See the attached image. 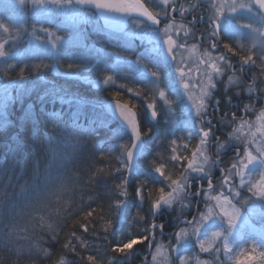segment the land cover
Instances as JSON below:
<instances>
[{"label": "trees", "instance_id": "1", "mask_svg": "<svg viewBox=\"0 0 264 264\" xmlns=\"http://www.w3.org/2000/svg\"><path fill=\"white\" fill-rule=\"evenodd\" d=\"M29 11L26 8L25 13ZM21 23L26 24L21 19L18 30L22 27ZM0 32L4 34V41L12 39L14 35L16 38L14 23L0 20ZM4 41L7 45V41ZM5 52L0 57V264H59L62 258L67 260L66 264H79V257L66 253L62 247L63 243L72 239L70 233L73 231V220L69 216L80 212L82 208L97 205L110 213L111 231L103 233L98 230L95 234L90 232L82 235L91 245L92 254L100 255L102 260L115 255L106 249L124 243V236L129 235L132 238L152 234L150 252L149 242H146L144 245L135 246L129 254L116 257L112 264H152L151 252L155 246L165 248L169 257L165 264H178L170 246H182L181 255L193 258L192 264H237L242 256L224 253L220 240L208 238L207 234L214 231L213 226H204L203 232L195 235L193 229L196 225H189L188 221L197 220L205 213L204 208L210 206L209 202H203L201 198L198 203L196 195L200 192V196L205 197L203 193L208 186L206 177L215 178L213 184L216 192L213 195L221 192L228 194L227 187L220 186L223 177H220L211 157L219 160L224 172L232 169L244 146L239 141L230 139V134L235 123L239 127L241 119L247 120L255 114L253 110L246 111V106L252 109L251 106L254 105L256 111L264 109V89L258 90L257 97L249 95L248 85H244V77H239V73L235 75L224 71L223 74L230 75L227 82L216 76L213 79L214 85L222 88V95L217 98L220 92L211 88L213 92L205 97V110L199 115L188 111L185 97H181L179 101L176 99L174 103L168 102L169 112H177L174 119H192L193 124L196 121L198 130L193 133L192 140L185 143L186 146L173 145L178 146L176 149L180 159L167 162L172 149L166 154V158L157 156L156 152L161 139H167V135L161 134V129L150 132L148 127V115L153 111L149 110L148 104L154 100V96L147 85L143 86L127 75L128 70L132 71L131 65L114 69L119 70L122 74L119 76L131 85L134 94L132 91L128 94L117 89L122 83L116 84L114 80L115 86H100L97 85L99 82L91 79L81 81L77 79L80 75L74 70L75 67L69 68L66 62L57 64V68L53 70L52 66L39 63L33 57H14L13 50ZM111 64L114 65L113 62ZM102 76L109 78L104 70ZM114 97L134 106L149 152L148 156L141 158L136 173L129 178L125 172L124 161L128 138L125 135L118 136L121 132L115 123L96 107L99 103L113 100ZM66 99L88 107L78 110L68 105ZM215 100L219 103L210 115L209 111ZM217 110L220 112H216ZM209 117L212 123H208ZM155 124L161 125L159 121ZM18 129L21 130L20 142L26 145L25 152H20L9 140L11 133ZM202 131L210 133L203 145ZM211 143L213 151L210 153ZM198 145L203 151V155L197 157L198 164L203 169L205 161L209 168L203 169V172L188 169L184 159L191 158L192 150ZM22 154L23 159L18 160L17 157ZM153 156L164 159L162 165L169 175L181 177L180 190L173 192V202L170 205L161 204L157 209L151 207L149 190L164 189L171 192L172 189L154 169L150 171V158ZM40 161L45 163L44 169L33 171L35 163ZM98 169H104L105 172L98 173ZM142 170L144 172L140 176ZM150 180L153 183L150 184ZM248 180L255 179L245 178L246 183ZM122 182L129 192L127 197L119 195L117 185ZM142 182L144 197L140 199L135 196V190L141 187ZM235 183L237 189H242L250 196L246 190L247 184L240 187L238 179ZM200 186L204 188L202 191ZM124 199L128 201V206L120 220L116 202ZM257 202L248 203L250 207H257L251 211V224L264 229V201H259V205H256ZM153 226V233H149L147 230ZM52 228L58 233L56 240L52 239ZM181 229L185 230L188 237L177 241L175 233ZM76 231L80 234L78 228ZM199 241H203L206 247L210 244V252H201ZM244 241L241 239L236 242V252L241 248L242 254H251L252 247ZM217 245L220 250L216 252ZM41 247L52 254L51 260L45 259ZM257 252L260 250L257 249Z\"/></svg>", "mask_w": 264, "mask_h": 264}, {"label": "rangeland", "instance_id": "2", "mask_svg": "<svg viewBox=\"0 0 264 264\" xmlns=\"http://www.w3.org/2000/svg\"><path fill=\"white\" fill-rule=\"evenodd\" d=\"M27 7H30L33 11L31 13L32 17L23 15ZM242 11L245 10H239L233 15L225 14L220 19L219 30L221 31V35L226 41L230 43V46L233 47L234 51H238L241 54H247L248 48H251L254 44L255 47L253 50L264 55V37L259 35V31L264 29V19L262 20L261 17L254 11ZM21 16L32 19L31 25H25V23H22V28H20L15 33L16 38L14 35L12 39H6L7 45L3 43L4 39H2V37H4V34L0 32V44L4 45V52L13 50L14 57H33L39 63L52 66L53 70L57 68V64L66 62L68 67H75L74 70L78 72V75H80L77 79L85 82L91 79L94 80V82H99L97 85L100 86H115V83H113L114 81L116 84L122 83L119 85L118 89H122L128 94H130V91H132L130 85L126 80L124 81V79L119 76L122 75L118 72L119 70L116 71L114 68L124 66L129 67L131 63H133V66L131 65L133 73L128 70L127 75L131 76L132 80L134 79L144 85L151 87L155 95L153 97L154 100L151 103L154 105L153 111L156 112V119H159L161 115H165V117L170 115L169 104L165 103L164 101L167 100L169 102L171 98H174L173 93H176V96L178 97L172 99L171 103H174L176 99L179 101L183 95L184 97H187L186 105L189 107L188 111L191 114L197 113L193 107V102L199 96L200 88L203 83L202 78L203 80H207L206 77H204L205 73L202 72V75L199 77L196 84L193 79V75H188V77L185 76L182 78L179 76L178 71L176 70V72H171L173 78L171 80L172 84H170V82H164L158 77L157 70H154L157 72L155 74L153 72V68L148 67L147 65H142L140 61H133L130 57L120 54L121 52L116 48L119 44L114 36L108 33H103L99 34V36H96L94 41V39L91 38V34L85 33L83 31V24L84 21L87 19L89 20V18L78 10L73 0H61V3L59 4L51 3L50 0H43V3H38L37 0H0V20L8 22L9 24L14 23V29L16 30L19 28L18 25L19 21L21 20ZM243 23L251 25L257 30V33L253 32L251 28L242 27L241 24ZM1 30H3L2 27ZM93 31L97 32L98 28H94ZM145 37L146 38L137 37L135 38L134 42L138 43L139 45H142L144 42H149L153 46L152 52L154 53L155 48L158 45V40H160V38H158L159 35L155 36L154 34H151L150 37ZM128 40L120 39L119 42L123 45L131 47V44L127 42ZM234 44L235 46H239L235 47ZM240 53L237 54L239 60ZM215 57H217V54H215ZM112 62L114 64L113 66L111 64ZM149 66L151 65L149 64ZM246 66L248 68L249 76L253 79V81H256L255 85L261 89H264V78H260V76H264V68L259 67V71L257 72L259 75L257 76L254 71V65L250 64ZM103 70L104 73L109 76V78H103ZM182 71L187 74L190 70ZM185 79L189 80V82H187ZM182 80L183 82L190 84L189 89L186 90L183 88ZM215 83H217V81ZM253 89L250 91V94L255 92V89ZM160 92H164V100L160 99ZM211 92H213L212 89L209 90L208 94ZM132 93L134 94L135 92L132 91ZM189 96H192L193 99L190 100ZM66 103L70 106H74L78 110H84L88 107L79 105L75 103V101L69 99H66ZM205 104L206 102L204 101V110ZM260 111L261 110L253 111L255 113L253 114V117L247 119L256 122L257 127H259V122L256 121V116ZM162 124L169 126L174 125L170 127L169 131L171 136L176 140L178 139V136L183 135L184 137H190L191 135L190 126L187 129L186 125L175 123L173 117L166 118ZM244 133H248L247 127L244 129ZM253 153L255 154V150ZM238 154V158L240 159V153ZM205 168L207 170L209 169L207 162L204 161L203 169ZM143 172L144 171L142 170L140 176H142ZM262 174H264V161H262L260 157H257V159L246 168L244 178L257 179ZM247 175H249V177ZM226 192L228 193V198L232 199L233 205L239 209L240 214L236 220V224L230 229L223 217L214 215L201 226L199 233L203 232L204 226H213V232H220L222 234V238L220 239L222 244L223 237L227 238L229 247L231 249L229 253H236L238 257L242 256V249L238 248L236 252L235 246L236 242L241 239L245 240L244 243H249L250 247L255 246L256 249L263 251L264 229H260L251 224V211L257 209V207H250L248 203L253 201L255 204V201H258L256 205H259V201H264V199H257L255 197L248 196L245 191L237 188L236 192L238 195L236 196H231V194L228 192V188ZM199 197L203 199V202H209L205 197L202 198L200 195ZM198 203L200 202L198 201ZM239 204L244 205V207L240 206ZM199 205L200 204H198V206ZM214 205L215 201H212L210 206L214 207ZM207 208L208 207L204 208L205 212L207 211ZM216 211L218 212L219 210L216 209ZM228 211H232L231 206H228ZM207 236L210 238V240H212L210 233H208ZM181 247L182 246L176 247L174 252L176 259L178 260V264L181 257L184 258L185 264H192L194 259L190 256L188 257L181 255ZM157 248H159L158 252ZM152 250L151 257L156 255V261L151 259L152 264H165L166 258L169 260L164 247L155 246Z\"/></svg>", "mask_w": 264, "mask_h": 264}, {"label": "snow or ice", "instance_id": "3", "mask_svg": "<svg viewBox=\"0 0 264 264\" xmlns=\"http://www.w3.org/2000/svg\"><path fill=\"white\" fill-rule=\"evenodd\" d=\"M38 3H43V0H37ZM51 3L59 4L61 0H50ZM77 3H89L95 5L97 8H107L114 10L116 12H127V13H138L141 16L145 17L149 20L152 24L160 23L158 17L159 13H154L148 10L141 0H127L124 3H109L106 0H77ZM162 3L167 6H171L172 0H162ZM197 5V4H196ZM196 5L192 6V9L196 8ZM183 8V5H180ZM167 8L165 12H167ZM176 7H171V11L175 12ZM206 10L210 11L211 14L208 15V28L212 37L218 39L220 36L218 34L219 29V21L225 15H233L237 13L239 10L245 11H254L258 10L260 14H264V0H209V7ZM240 23V22H238ZM173 24H169L165 29L162 31L165 32L167 38L164 40V44L167 46L169 54L171 55L175 50L176 40L172 38L170 35V29L173 28ZM242 27L251 28L253 32L257 33V30L253 28L251 25L243 23L241 24ZM186 36L188 35L187 32L184 33ZM259 35L264 37V29L259 31ZM245 45V44H244ZM246 46V45H245ZM214 47V45H213ZM254 44L251 48H248L247 54H241L238 51H234L233 47L230 46L228 43L223 45V48L226 50L227 53H231L232 55L236 56L240 53V61L243 65H254L257 67L264 68V55L257 53L253 50ZM4 45L0 44V57L5 55L3 51ZM239 49V48H238ZM225 58L221 57H214L211 53L205 51L203 57L197 61L198 68L197 71L203 72L207 74V80L203 81L200 93L198 98L193 102V107L196 110L197 114L201 113L204 110V97L208 95L209 89L214 87L212 76L213 74L219 75L223 71L222 61ZM178 74L180 77H185L186 73L179 68L177 69ZM182 86L186 90L189 89L190 84L183 82ZM249 91H252L250 88ZM160 99L164 100V92L159 93ZM117 100V108L120 111V115L122 119L128 124V126L132 129L133 136L136 140L140 139V130L136 127V113L132 110L134 106H130L128 102H120L119 97H114ZM189 99L192 100L193 97L189 96ZM168 103L167 100L164 101ZM149 110L154 108L152 103L148 104ZM246 111H252L251 108L246 106ZM153 117L156 116V112L152 111ZM235 121V117H233ZM256 121L259 122V127H257L256 122L241 119L239 121V127H237V123L233 127L232 133L230 134V139H235L243 144V151L240 154V159L237 162H234L232 165L231 170L225 171L223 176V183L220 185L221 187H227L228 192L231 196H236L238 193L236 192V183L235 181L238 179L239 186L244 187L245 184L248 185L247 191L248 194L252 197L257 199H264V174L260 175L259 178L255 180H248L247 183L245 182V170L246 168L253 163L260 157L262 161H264V110H261L259 114L256 116ZM247 127L248 133L244 134V129ZM255 129V130H254ZM210 133L208 131L201 132V145L207 142V138L209 137ZM171 146L175 145V141L170 142ZM253 147H255V154L253 153ZM127 155L129 158L132 156V152L129 150L127 151ZM203 151L201 146H195L194 150H192V156L184 157L187 161L188 169L192 171H202V168L198 164V156H202ZM171 160L176 161L179 160L180 157L177 155L176 147H172V154L170 157ZM154 171L161 175L167 182L168 187L172 189L171 192L165 191L164 189H150L149 190V199L151 202V207L153 209L159 208L161 204H171L173 202V192H178L180 190V182L181 177L176 176L173 177L169 175L166 171L165 167L162 164H153L152 165ZM119 170V169H117ZM98 173H104V169H98ZM222 171H224L222 169ZM117 189L119 195L121 197H127L129 192L125 186V183H120L117 185ZM216 192V186L209 181L207 186V191L203 194L205 198L211 204L212 201H215V205L210 206L207 208L205 213H202L201 216L194 221H188V224L191 225L195 223V228L193 232L197 235L201 229V226L207 222L212 216L218 215L223 217L228 227L231 229L235 224L236 220L239 217V209L235 207L232 203V199L228 198V195L221 192L219 194L213 195L210 193ZM135 196L137 198L143 199L144 192H143V182L141 183V187H138L135 190ZM123 201L116 202V206L118 207ZM228 206L232 207V211H228ZM216 209L219 211L217 212ZM70 219L73 220V231L70 233L72 239L68 240L67 242L63 243L62 247L66 251V253H71L72 256L79 257V264H112V260L116 257H122L129 254L135 246L137 245H144L146 242L148 243L151 238L149 235H140L139 237H132L127 242L121 243L118 246H111L106 249L107 252L115 254L111 257L108 256L107 259H101L100 255L92 254V247L86 239H83L82 234H88L92 232L93 234L97 233L98 230L103 231V233H108L111 231L112 224L110 219V213L105 211L101 206L97 205L96 207L81 209L80 212L74 213L69 216ZM143 219V217H139ZM79 229V233H77L76 229ZM155 226L147 231L149 233H153ZM51 236L53 240L58 239V233L55 231L54 228L51 229ZM213 240H220L222 238V234L220 232H213L211 233ZM175 237L177 241L184 240L188 237V234L185 232L184 229H181L180 232L175 233ZM106 238V237H105ZM199 247L201 252L208 253L211 250V245L205 246L203 241H199ZM42 248V247H41ZM170 250L172 253L175 252V248L170 246ZM219 245H217L216 252L219 251ZM159 248H157V252ZM223 251L224 253H229L231 251L227 238L223 237ZM99 252V250H97ZM42 254L46 260L52 259V254L49 253L46 249L42 248ZM152 260L156 261V255L152 256ZM66 259H60L59 264H66ZM264 264V252H257L255 246L252 247L251 254H242V258L237 260V264ZM179 264H185V260L183 257L180 258Z\"/></svg>", "mask_w": 264, "mask_h": 264}, {"label": "flooded vegetation", "instance_id": "4", "mask_svg": "<svg viewBox=\"0 0 264 264\" xmlns=\"http://www.w3.org/2000/svg\"><path fill=\"white\" fill-rule=\"evenodd\" d=\"M144 6L154 12L159 13L158 24H152L145 17L138 13H130L129 17L126 19L125 25L120 28L115 27V22L119 21L126 12H116L107 8H97L93 7L92 4L89 5H78L79 8L84 12V14H89L92 17V22H90L88 30L93 33L94 28L104 27L107 31L112 34H119L122 37H131L132 35H142L151 32V30H156L157 33H164L162 29H165L169 24H173V28L170 29V35L174 40H176L175 50L176 52L179 48L189 49L188 57L183 58V64L192 66L195 69L194 76L197 78L198 75V64L197 61L203 57L205 51L211 53H217L221 51L226 54V50L223 48L225 43H230L224 39L221 35V31L218 30L219 38L216 39L211 36L208 28V15L211 14L210 11L206 10L209 7V0H172L171 6L164 5L162 0H141ZM197 4V5H196ZM183 5V8L180 7ZM196 5L195 9L191 7ZM171 7H176L175 12L171 11ZM168 9L165 12V9ZM109 15V24L105 19ZM113 22L112 25H110ZM137 24H135V23ZM187 32L186 36L184 33ZM167 38L165 34L164 40ZM163 46H166L164 44ZM214 45V47H213ZM213 56V55H212ZM142 57V56H141ZM144 58V57H142ZM145 59V58H144ZM170 63H177V58H169ZM235 65H241L238 61Z\"/></svg>", "mask_w": 264, "mask_h": 264}, {"label": "bare ground", "instance_id": "5", "mask_svg": "<svg viewBox=\"0 0 264 264\" xmlns=\"http://www.w3.org/2000/svg\"><path fill=\"white\" fill-rule=\"evenodd\" d=\"M230 56H231V59L233 60V62H238L239 61V58H238V56L236 55V56H234V55H232L231 53H230ZM118 136H120V137H122L121 135H118ZM20 138H21V130H15V131H13L12 133H11V136H10V138H9V140L11 141V143H13V144H15V146L17 147V149L20 151V152H25V151H27L26 150V148H25V146L26 145H24V144H22L21 142H20ZM171 141H168L167 139H165V138H162L161 139V142L158 144V150H157V148H156V152H157V156L158 155H162L163 157L165 156V158H166V154L169 152V150L170 149H172V147L173 146H171V143H170ZM132 148V144H128L127 145V147L125 148V153H124V161H125V172H127V169H128V167H129V163H128V161H127V151H129L130 149ZM156 152H155V154H156ZM23 154L22 155H19V157H17V159L18 160H22L23 158ZM171 157V156H170ZM170 157L167 159V162H169V161H171V159H170ZM163 158L162 159H157V157H155L154 158V156L153 157H151L150 158V171L151 170H153V167H152V165L153 164H162L163 163ZM51 165V164H50ZM44 167H45V163L44 162H37V163H35V165H34V170L33 171H42L43 169H44ZM48 169L50 170V168L48 167ZM92 171V170H91ZM95 179H97V178H95ZM150 184L151 183H153V181L152 180H150V182H149ZM123 202L119 205V210H120V208H121V206L122 205H125V208H127V206H128V201L126 200L125 201V199L124 200H122ZM130 239V237H129V235H127V236H124L123 237V239H122V242H126L127 240H129Z\"/></svg>", "mask_w": 264, "mask_h": 264}, {"label": "water", "instance_id": "6", "mask_svg": "<svg viewBox=\"0 0 264 264\" xmlns=\"http://www.w3.org/2000/svg\"><path fill=\"white\" fill-rule=\"evenodd\" d=\"M106 2H109V3L119 2V0H106ZM103 108L106 111V113L108 115H110L122 129H124L126 132L129 133V135L132 139V148L130 149V151L132 152V156H131V158H129L127 155V161L129 163V167L127 169V172H128V174H130L134 170V168L136 167L137 161H138L139 156H140L142 149H143L142 137L140 135L139 140L135 139V137L133 136V133H132V129L122 119V117L120 115V111L117 108V101H109L103 106ZM136 127L138 130H140L139 125H138V121H137V116H136ZM125 210H126L125 205H122L120 208V218L123 217Z\"/></svg>", "mask_w": 264, "mask_h": 264}]
</instances>
